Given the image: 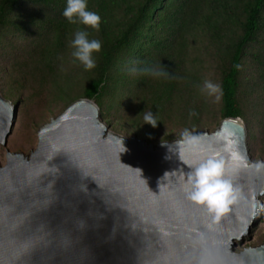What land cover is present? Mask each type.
I'll return each instance as SVG.
<instances>
[{
	"label": "water",
	"instance_id": "1",
	"mask_svg": "<svg viewBox=\"0 0 264 264\" xmlns=\"http://www.w3.org/2000/svg\"><path fill=\"white\" fill-rule=\"evenodd\" d=\"M16 116L0 91V144ZM37 134L30 154L7 150L0 162V264H264V242L234 246L262 213L264 170L227 161L237 199L218 219L185 185L187 161L227 157V140L242 139L253 160L241 117L155 144L109 129L79 97Z\"/></svg>",
	"mask_w": 264,
	"mask_h": 264
},
{
	"label": "trees",
	"instance_id": "2",
	"mask_svg": "<svg viewBox=\"0 0 264 264\" xmlns=\"http://www.w3.org/2000/svg\"><path fill=\"white\" fill-rule=\"evenodd\" d=\"M29 2L36 8L22 12ZM65 6L66 0H0V31L32 27L27 53L36 55L29 60L14 59L12 70L14 65L16 70L20 67L17 72L22 86L34 81L40 94L50 87L51 103L64 102L67 106L81 96L101 105L108 89L121 93L129 89L138 105L127 123L140 135L143 129L142 135L149 140L154 139L165 118L199 126L208 109L197 89L200 70L192 50L202 34L216 61L222 89L221 105L213 117L246 118L244 100L249 96L251 101L252 93H257V110L264 111V0H88V7L102 17L99 29L70 22L62 15ZM119 11L123 13L122 24L113 21ZM78 28H87L90 37L102 41V48L94 53L97 63L87 71L81 94L75 95L73 74H62L60 65L72 54L69 41ZM247 58L256 73L252 81L243 75ZM144 64L166 65L175 78L129 71ZM145 109L156 113L159 121L155 126L143 123L140 112ZM191 109L198 114H190ZM256 122L258 137L264 142V115ZM248 137L249 142L256 138L252 125ZM261 151L264 154V146Z\"/></svg>",
	"mask_w": 264,
	"mask_h": 264
},
{
	"label": "rangeland",
	"instance_id": "3",
	"mask_svg": "<svg viewBox=\"0 0 264 264\" xmlns=\"http://www.w3.org/2000/svg\"><path fill=\"white\" fill-rule=\"evenodd\" d=\"M34 7L36 8L35 5L29 2L26 3L21 11L30 12ZM121 14L123 13L120 11L117 12L113 21L118 20V23L122 24L123 19ZM31 30L32 27L22 29L11 28L9 30L6 28L0 31V91L5 98L11 100L14 105L17 106V116L13 121L12 130L8 136L7 143L5 145L0 144V162L2 164L6 161L7 150L13 152L22 151L26 154H30V152L37 146V133L40 126L49 121L52 117L58 115L66 107L64 102L56 104L51 103L52 94L48 92L50 87H47V91L40 94L36 86L37 83L34 81L33 84L32 82H29V80L24 82L23 86L20 85V75L19 72H17L20 67L17 66L16 70V65H14L15 68L13 67L12 70V66L15 62L14 59L21 60L27 57V60H29L36 55V53H27L29 42L33 38ZM197 38L196 46L192 50L193 55L198 57V61L195 62V65L200 70V82L199 85H197V89L208 109V111L202 116V123L199 126L191 125V123L184 125L179 119H173V117L165 118L162 120L161 127L157 129V134L154 139L149 140L146 136L142 135L144 134L143 129L141 130L142 133L140 135L127 123V117L132 115L134 107L138 105L137 98L132 100V92H130L129 89L125 90L123 93H121L120 90L108 89L103 95L102 104L99 105L96 101L95 102L100 108L102 118L109 125V129L123 135L138 133V135L141 138L146 139L148 143L156 144L163 140L181 137L180 133L185 128L194 133L203 129L212 130L220 123L222 119L219 117H217V119L214 118L213 114L219 110L221 105V94L220 98L216 99L214 95L209 96L207 93L202 92L200 88V85H202L205 79H211L220 84L219 71L213 54L208 47L207 37L199 34ZM126 50L121 52L120 55L124 54ZM135 54L138 55L137 51H135ZM68 55L67 60L62 61L60 65V72L62 74L66 72L73 74L74 93L72 94L80 95L87 83V71L90 69L82 67L83 65L79 64L71 53ZM243 75L247 80L251 81L256 78L254 65L250 58H247L243 64ZM110 83L112 84V81H110ZM251 95V101L247 98L249 96L244 100L247 112L246 118H241L246 124L247 132H249V125H252L253 134L256 135V138L252 139L250 142L248 139L249 151L252 159H264V154L261 151L264 142L258 137L260 127L259 125H256V118L258 119L263 116L264 111L257 110L255 99L257 93H252ZM13 96H18L19 99L16 100ZM62 96L67 97L68 95L62 94ZM79 97L81 96H78L75 99ZM162 136H169L170 138L162 139ZM262 199V213L257 218L256 223L251 226L249 235H246L242 240H236L234 245L236 251L242 250L245 246L259 245L264 242V196Z\"/></svg>",
	"mask_w": 264,
	"mask_h": 264
},
{
	"label": "clouds",
	"instance_id": "4",
	"mask_svg": "<svg viewBox=\"0 0 264 264\" xmlns=\"http://www.w3.org/2000/svg\"><path fill=\"white\" fill-rule=\"evenodd\" d=\"M62 15L70 22H79L84 25H90L99 29L101 24V15L88 7V0H66V6L62 11ZM72 46V56H74L85 69H92L96 66L97 60L94 56L102 48V41L96 37H90L87 28H78L73 38L69 41ZM129 71L146 73L157 77L175 78L168 68L158 64H144L137 68L131 67ZM201 91L209 96L220 98L222 91L221 85L211 79H205L200 85ZM143 123L150 122L153 126L159 121L156 113L151 109H145L142 112ZM190 114H198L196 109H191ZM180 136L183 138L178 141L184 143L185 140H193L197 138V134L190 132L187 128L182 130ZM123 141V138H122ZM167 143L166 141H162ZM124 150L126 145L123 142ZM223 152L227 153V157L221 151H211L206 158L198 162L187 161L189 170L185 179L186 191L188 197L207 207L210 213L215 214V218H219V214L224 212L228 205L237 199V189L233 181L226 175L227 161H232L239 167H252L258 171L264 170V159L250 160L246 144L242 139L227 140L223 144ZM140 169V168H139ZM142 171V169H140ZM165 173L164 176L167 175ZM150 187V186H149ZM256 206H260V202H256Z\"/></svg>",
	"mask_w": 264,
	"mask_h": 264
}]
</instances>
